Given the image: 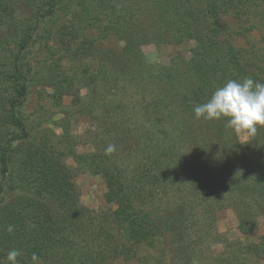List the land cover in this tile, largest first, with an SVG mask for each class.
<instances>
[{"label": "trees", "instance_id": "trees-1", "mask_svg": "<svg viewBox=\"0 0 264 264\" xmlns=\"http://www.w3.org/2000/svg\"><path fill=\"white\" fill-rule=\"evenodd\" d=\"M224 15L264 18V0H0V264L12 249L21 264H33V254L41 264H148L143 249L166 251L175 264L264 261V234L243 243L216 230L226 209L242 235L264 220V128L245 141L226 121L193 112L228 80L264 83L255 63L214 39ZM93 29V40L82 34ZM45 37L60 45L39 77L21 59ZM109 37L120 50L95 49ZM190 41L188 60L142 58V45ZM68 54L70 69L61 65ZM34 84L53 104L72 97L91 123L92 151L75 150L68 116L44 128L35 110L33 124L25 107ZM83 172L103 179L112 211L81 204L75 178Z\"/></svg>", "mask_w": 264, "mask_h": 264}, {"label": "rangeland", "instance_id": "rangeland-1", "mask_svg": "<svg viewBox=\"0 0 264 264\" xmlns=\"http://www.w3.org/2000/svg\"><path fill=\"white\" fill-rule=\"evenodd\" d=\"M18 9L21 14H26V10L21 7L20 3ZM20 13L18 14V11L16 12V18L21 15ZM62 22L63 20H61V23ZM249 23L257 25L258 28L248 29L247 26L249 25ZM220 26L221 30L223 31L217 37H214V39L231 44L233 48L239 52L240 56L243 59H247L251 63H255L260 73L264 75V18L244 16V18L238 20L233 15H224L222 17ZM58 27L59 25H57L56 28ZM77 27L75 26L74 28L77 29L76 31L79 30V28ZM41 28L42 31L47 30L46 26H42ZM82 32L85 37H88L91 40L95 38V29L90 30L89 32H85L84 30H82ZM72 33H75V31L72 30ZM55 41L57 44L55 43ZM64 41L65 39L63 40V42ZM59 45V40L55 38L45 37L34 41L29 44L28 52H24L22 54L21 61L24 62L25 65L29 64L33 66L35 69L39 68V77H42L44 72V70H42V66L45 65L43 61L47 53L51 51H57ZM193 45L194 43L192 41L183 43L181 45L145 44L141 46V54L146 63L164 66L169 65L176 59L177 62L178 60H188L190 58V50L192 49ZM121 46V42H117L113 37H109L104 41H97L95 44V49H112L113 51H118L120 50ZM71 56V54L61 56L63 57L61 65L68 69L72 68L74 64L72 60L76 59V57L73 56V58ZM30 89V99L27 102L25 110L27 112V116H30V118L33 120V124H35L37 120V115L33 114L35 110L40 111V109H42V120L45 119L47 121L43 123L44 128L48 124H50V126L59 124L61 120L64 119V117L68 116L70 118V133L71 135H75L78 138V142H76L75 144V150L78 153L83 154L92 151V146L89 143L91 137L89 132L92 131L91 123L90 121L86 120V117L77 115V113H79V110L72 107V97L64 98L60 104H53V101L46 94L47 91H44L45 93L42 97L37 91L35 84ZM85 95V90L79 91V96L84 97ZM61 129L62 128L57 125V133H61ZM66 163L70 167L74 168L75 166L74 161L71 160V158L67 159ZM75 184L80 194V202L87 209L98 212L112 211L114 209V206L105 201L104 194L106 192V187L101 177L92 175L88 172H83L77 175V177L75 178ZM216 230L218 234L221 235V237L228 240H239L243 243L256 242L258 241L259 237L264 234V220L259 217L257 229L248 235H242L237 229V220L235 213L231 209H226L220 212L217 216ZM211 248L213 253L222 251L221 244H214ZM143 256L149 257L150 260L148 264H175L167 256L166 251H161L159 249H143L142 252L139 253V257L142 258ZM110 264L140 263L133 261H116ZM257 264H264V261H259Z\"/></svg>", "mask_w": 264, "mask_h": 264}, {"label": "clouds", "instance_id": "clouds-1", "mask_svg": "<svg viewBox=\"0 0 264 264\" xmlns=\"http://www.w3.org/2000/svg\"><path fill=\"white\" fill-rule=\"evenodd\" d=\"M196 119L205 121H226V127L238 137L247 141L254 138L258 130L264 128V83L254 81L251 77L242 81L228 80L216 88L210 98L193 107ZM107 152L114 151L110 145ZM13 232V226L7 228ZM21 253L17 249L9 250L7 264H21ZM33 264H41L40 258L33 254Z\"/></svg>", "mask_w": 264, "mask_h": 264}]
</instances>
